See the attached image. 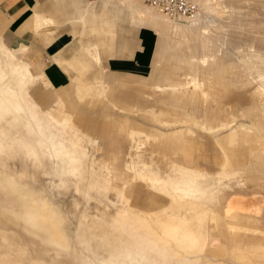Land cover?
<instances>
[{"label": "rangeland", "instance_id": "obj_1", "mask_svg": "<svg viewBox=\"0 0 264 264\" xmlns=\"http://www.w3.org/2000/svg\"><path fill=\"white\" fill-rule=\"evenodd\" d=\"M243 2L245 3L236 2L235 6L246 11L248 17L238 19L237 22L241 25L233 29L237 34L228 40L232 50L216 56L227 62L237 60L250 63L260 60V69L264 70V52L256 50L259 41L263 40L264 43V0ZM146 7L150 13L156 11L160 21H164V16L159 11ZM25 14L12 23V17L0 10V19L7 18L0 22L1 28L5 29L7 35L10 32L17 33ZM209 15L206 12L204 17L208 18ZM150 17L151 15L143 16V19ZM176 23L189 25L188 20L181 18L176 19ZM141 30L142 35H147L151 43L149 48L141 47L139 54L143 58L148 57L152 64L151 69L141 71V76H138V79L141 77L140 80L145 81L152 74L153 68L161 67V60L166 61L167 57L159 52L158 47L167 39L168 34L149 27H142ZM83 34L86 37L84 50H95V46L90 44L92 37L87 33V36ZM72 37L68 46L44 61L45 70L49 72L56 87L70 83L69 74L63 73L56 59L71 58L76 51L75 36ZM72 43L75 45L69 48ZM8 44L17 52V56L12 59L0 56V82L8 79L7 70L15 72L19 68L23 69L26 64L17 49ZM116 72L117 76L129 73L127 68H117L113 73ZM90 74L86 80L91 77ZM239 74L243 75V70ZM178 76L189 79L194 77V71L183 68L179 70ZM262 77L264 78V72ZM118 83L119 81H114L113 86L118 87ZM35 85L27 73L24 86L31 93ZM135 85L137 84L128 81L125 88H119L117 92L126 91L141 97L142 108L153 107L155 102L147 98L145 92H137ZM72 87L73 84L64 91L71 93ZM84 93L91 95L85 89L80 91V94ZM96 93L98 101L101 100V111L105 113L101 114L103 118H107L104 115L109 114L112 116L111 120H115L116 116L112 115L114 105H109L107 109L102 104L107 93L104 92L102 97L99 92ZM34 97L40 104L31 100L36 105L34 107L38 119L45 117L49 109L55 108L54 100L48 106L45 104L51 97L38 99L35 94ZM90 98L83 99L81 107H76L75 102L67 105L74 124L80 128L75 141L82 140V145L76 152L82 157L77 166L62 155L57 156V146L54 143L38 137L31 127L29 116L22 110L15 107L5 117L1 112L0 101V264H264V250H256L264 248V233L260 229L264 226V132L259 131L248 119L245 120V115H241V108L246 110L243 102L226 99L212 101L208 106L207 118H215L217 123L185 122L186 139L177 140L167 134L140 153L133 149L136 144L129 137L131 130L127 125L121 128L117 123H106L107 127H113L109 132L108 129L104 131V124L93 121L101 118L99 114L98 117L93 114L99 111L100 105L92 110L87 103L95 100ZM250 98V103L261 104L258 111L264 115V95L253 92ZM170 109L179 111L176 107ZM166 114L172 118L160 120L180 123L177 115ZM221 120L235 125L231 131L221 134L223 139L227 133L229 135L225 138H234L227 139V143L220 148L221 155H224V151L227 152L237 170L245 168L247 178L241 179L234 172L221 185L216 181L215 187L219 191L217 201L205 204L204 211L174 210L171 198L160 189L149 187L133 170L134 164L146 163L164 179L168 175L175 177L177 158L173 159L169 155L175 162L168 160L160 163L161 154L167 150L169 153L180 152L184 149L183 143H198L200 136L208 137L200 133L201 126H218ZM238 125L249 128L251 137L246 135L247 130L238 132ZM101 143L103 145L97 147ZM30 149L34 151L30 152ZM147 151L156 153L157 160L151 161ZM112 153V156L124 164L127 180H116L113 174L107 173L106 165L110 164L107 160L111 159L109 154ZM205 155L210 154L203 156ZM73 166L77 167L76 171ZM138 192H142L146 198L152 197L156 204L145 205L140 201ZM177 222H183V229L193 232L205 240L206 244L194 247L180 242L178 235L173 233ZM227 230L232 231L230 240L221 239L223 232ZM210 235L212 243L208 244ZM186 245L187 248L184 249Z\"/></svg>", "mask_w": 264, "mask_h": 264}, {"label": "crops", "instance_id": "obj_2", "mask_svg": "<svg viewBox=\"0 0 264 264\" xmlns=\"http://www.w3.org/2000/svg\"><path fill=\"white\" fill-rule=\"evenodd\" d=\"M194 1L199 6V12L194 17L185 19L188 20L189 25H183L176 23V19L170 20L166 17L163 18L164 21H160L161 18L156 11L150 13L147 5L134 0H97L94 4H88L84 0H0V10L12 17V23L26 13L17 33L10 32L11 34L7 35L5 29L0 26V38L12 44L21 54L20 57L25 61L28 69L30 68L31 81L36 83L31 93L38 105L40 104L34 94L38 99L51 97L45 103L47 106L54 101L53 106L62 101L66 105L75 102L76 107H81L82 100L91 97L90 99L95 101L87 103L88 107L91 106L93 110L100 105L99 111L93 114L96 117L98 114L101 116L93 121L104 124V131L108 128L106 123H117L121 128L127 125V128L138 133L149 132L157 137L168 134L177 140H184L188 137L185 122L217 123L215 118H207L208 106L212 101L226 99L243 102L246 110L241 108V115L243 117L245 115V120L248 119V122L253 123L263 133L264 115L260 110L258 111L262 106L250 103L251 93L264 95V78L258 80L252 74L255 70L263 75L264 70L260 69L262 62L260 60L250 63L237 62V60L227 62L216 56L232 50L228 40L237 34L233 29L240 27L238 19L248 17L246 11L235 5L236 2L237 4L245 2L243 0ZM206 12L210 14L208 18L204 17ZM68 14L72 16L69 17ZM150 15L147 20L143 19V16ZM39 17H44L51 23L48 26L43 24L37 29L36 19ZM6 19H0V22ZM142 27L168 34L167 39L158 47L159 52L167 57L166 61L161 60L163 62L159 68L152 67V74L145 81H141V77L138 79V76H141V71L151 69L152 64L148 57L143 58L139 54L141 47L149 48L151 43L147 35H142ZM83 33L92 37L90 44L95 46V50L88 48L84 50L86 37ZM72 35L75 36L76 51L68 60L56 59L63 73L69 74L70 83L56 87L49 72L45 70L44 61L56 56L68 46L73 40ZM262 41L257 43V51L264 52ZM75 44L72 43L69 48ZM117 68H127L129 73L127 75L122 73L125 76H117V72L113 73ZM183 68L193 70L194 77L189 79L179 77V70ZM238 69L243 70V75L239 74L241 70ZM89 74L91 77L86 80ZM114 81H119L118 87L113 86ZM128 81L136 83L135 90L140 93L145 92L146 97L152 99L155 105L142 108L141 97L133 96L126 91L118 93L117 89L125 88ZM194 82L197 88L187 89L188 85ZM72 84L71 93L64 91L70 89ZM174 87L178 90H170ZM83 89L91 95L80 94ZM96 92L100 93V97L104 92L107 93L102 99L104 102L102 104L107 109L109 105H114L112 115L116 116L115 120H111L112 116L109 114L104 115L107 118H103L101 114L105 113L101 111V100L98 101ZM171 107L178 108L180 112L177 109H170ZM153 110L155 113L177 115L181 121L173 124L167 120H160L167 118L148 114V111ZM105 112L109 113L108 110ZM222 122L228 121H219ZM204 153L203 150L200 151V154ZM260 229L261 233H264V226ZM255 230L258 231V228L255 227ZM256 250L262 252L264 248Z\"/></svg>", "mask_w": 264, "mask_h": 264}, {"label": "bare ground", "instance_id": "obj_3", "mask_svg": "<svg viewBox=\"0 0 264 264\" xmlns=\"http://www.w3.org/2000/svg\"><path fill=\"white\" fill-rule=\"evenodd\" d=\"M95 2L90 3L87 1L88 4H94ZM36 21L38 22H36L37 26L35 25L37 29L43 26V24L48 26L51 23L44 17H39L38 19H36ZM36 28L35 30H37ZM16 53L14 52L13 48L5 41L4 38H0V56L12 59L17 56ZM29 69L28 66L25 64L23 69L19 68L15 72L12 71V69L7 70L8 79L6 81L0 82L1 112L6 117L7 115L11 114V111L15 107L22 110L29 116V119L31 121L30 123L32 125L31 127L34 128L38 137L48 139L50 143H54V146H57V156L62 155V157H64L65 159H69V162L72 165H79L82 157H80L76 152L78 151L77 149L79 148V146L82 145V140L77 139V141H75V137L78 138L77 134L80 132V128L74 124L72 114L67 111V105L65 102L62 101L58 102L54 106L55 108L49 109L47 113H45V117L41 119L37 118L36 109L34 107L36 105H34L35 103L31 101L33 100L32 95L29 90L24 86L26 74H30ZM252 74L258 80L262 77V74L259 71L253 70ZM196 85V82H194V84H189L187 89H195L197 88ZM170 90L175 91L178 89L174 87L170 88ZM149 113L154 115V117L162 116L169 120L172 118L165 112L155 113L153 110L148 111V114ZM233 125L234 124L228 122H222L218 124V126L203 124V126H201L200 128V133H204L208 135V137L200 136L198 143H183L182 145L184 149L180 152L174 151V153H169L168 150L167 152H163V154H161L160 156V163H164L168 160L171 162H175L173 159L177 158L175 162L177 169L176 171L174 170L176 173L175 177L168 175L167 179L161 178L159 176V173H156L155 171L151 170L148 164L146 163H135L133 170L140 175V177L149 187H151L152 189H160L163 193L170 197L172 201L171 205L173 206L174 210L181 211L182 209H187L204 211L206 209L205 204H214L217 201L219 191L215 187L216 181L218 182V184L221 185L223 183L222 181L229 180L234 172L241 179L247 178L245 168L237 170L236 165L233 161L230 160L227 152L224 151V155H221L220 148H223V146L227 143V139H234L233 137L225 138L229 135V133H227L223 139L221 137V134L231 131L235 126ZM107 129L110 132L112 131L113 127H108ZM130 130L131 132L129 137L133 141L132 143L136 144L135 146H133V149L140 153H142L144 151L143 149L146 148L148 145H152L154 142H157L161 139L160 137L150 136L144 132L138 133L137 131H134L132 129ZM242 130H247L246 135L249 134V137H251V132L249 128L246 129L244 125H238L237 131L241 132ZM109 136L114 137V135ZM192 140L194 141V139ZM102 145L103 144L101 143V145H97V147H101ZM164 145H166V143ZM93 146L95 147V145ZM137 146L139 147L138 149L136 148ZM167 147L169 148V146ZM201 148L205 152L204 154L208 153L210 155L203 156L204 154H200L199 150ZM29 151L32 152L34 150L30 149ZM147 153L149 154L148 156L150 157L151 161L157 160L156 153L152 151H147ZM112 155L114 154H109V157L111 159L107 160L108 162H110V164L106 165L107 173L109 172L110 174H113L116 180H127L128 176L124 174V164L122 165V162L120 163V161ZM169 155L173 156L174 158L170 157ZM76 166H73L74 171L77 170ZM221 166L223 167L222 170ZM132 181L133 180H131V183ZM138 195L141 196L140 201L145 205L149 206L156 204V200H154L152 197L146 198L142 192H138ZM182 223L183 222H177V227H175L173 231V233L177 234L180 238V242H185L187 245L190 244L194 247L198 246L199 244L205 243V240H202L193 232L183 229ZM161 224L162 226H165L164 222H161ZM231 236L232 231L227 230L226 232H223L222 238H220L230 240ZM211 243L212 239L210 235L208 238V244ZM187 245L184 247V249L187 248Z\"/></svg>", "mask_w": 264, "mask_h": 264}, {"label": "built area", "instance_id": "obj_4", "mask_svg": "<svg viewBox=\"0 0 264 264\" xmlns=\"http://www.w3.org/2000/svg\"><path fill=\"white\" fill-rule=\"evenodd\" d=\"M95 2L96 0H87ZM158 10L169 19H188L195 16L199 7L193 0H137Z\"/></svg>", "mask_w": 264, "mask_h": 264}]
</instances>
